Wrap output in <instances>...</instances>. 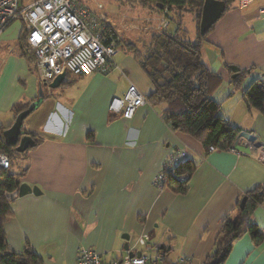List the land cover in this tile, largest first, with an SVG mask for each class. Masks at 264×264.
I'll return each instance as SVG.
<instances>
[{
	"label": "crops",
	"instance_id": "crops-1",
	"mask_svg": "<svg viewBox=\"0 0 264 264\" xmlns=\"http://www.w3.org/2000/svg\"><path fill=\"white\" fill-rule=\"evenodd\" d=\"M228 6L203 43V60L222 77L212 98L222 105L220 115L239 128L244 139L237 147L246 150L248 142L264 143V115L243 99V89L257 79L264 82V0L245 7L230 0ZM15 22L0 36V128L6 129L15 121L14 105L36 100L42 81L36 64L21 54L23 24ZM115 63L118 67L107 74L87 75L89 88L71 105L68 100L53 108L56 115L71 114L60 132L43 136L27 128L40 143L20 157L26 164L17 173H23L21 183L41 192L11 201L12 214L4 223L8 248L21 253L29 247L43 264H76L83 247L106 259L138 253L144 249L140 236L149 233L148 248L163 245L167 261L204 264L215 252L224 220L236 213L248 191L264 186V164L229 150L205 152L193 136L171 129L163 104L147 102L131 118L111 112V101L122 97L131 82L147 97L155 89L133 53ZM232 65L247 70L242 89L233 86L239 71L233 72ZM77 78L66 75L69 83L62 87ZM174 150L183 161L196 163L185 193L156 184ZM244 219L264 230V202L248 209ZM224 264H264V243L256 246L250 236L242 237Z\"/></svg>",
	"mask_w": 264,
	"mask_h": 264
},
{
	"label": "trees",
	"instance_id": "trees-1",
	"mask_svg": "<svg viewBox=\"0 0 264 264\" xmlns=\"http://www.w3.org/2000/svg\"><path fill=\"white\" fill-rule=\"evenodd\" d=\"M138 1L150 5L158 13H162L168 7L173 13L172 21L176 20V16L179 18V27L175 33H170L165 28L152 35L145 54L138 47L125 46L135 58L140 60L142 69L155 87L154 92L147 97L148 102L152 105H165L163 118L171 129L193 136L203 145L205 152L209 153L211 146L227 150L239 135L240 130L220 115L222 105L212 98L213 93L222 82V77L212 71L203 60V43L214 27L213 25L206 33H201L200 24L205 0ZM224 1L226 2V10H228L230 0ZM185 8H189L196 14L197 42L195 44L182 39L180 36L183 29L182 11ZM22 24L21 54L30 63L35 64V57L33 53L28 51L26 43L27 29L23 21ZM246 74L247 70L240 69L237 76L232 79L236 89L243 88ZM68 83L63 81L61 86ZM243 99L249 109L258 110L264 115V82L257 79L246 89H243ZM31 102L16 103L13 107L15 116L26 110ZM5 129L6 127L0 128V152L10 156L12 166L10 169L0 171V263L43 264L42 258L29 247L21 253L13 252L8 248L4 223L12 214V200L7 197V194L19 188L23 177V173L13 172L12 167L17 158H20L33 147L28 148L23 153L18 152L17 146L19 144L8 145L6 143ZM29 134L33 136L36 145H38L40 143L39 135ZM93 137L94 133L90 131L87 138L92 140ZM195 168L196 163L189 159L177 165L175 172L177 175L188 174L190 176ZM163 188H170L177 193H185L187 181L181 182L172 173H168ZM245 196L247 197L246 208H241L240 201L236 213L224 220L217 237L215 252L207 258L204 264H224L233 249L234 243L246 235L252 238L256 246L264 243V230L254 221L246 224L244 219L248 209L264 202V186H258L248 191ZM158 250L163 252L166 264H192L188 260L169 262L166 259L165 249Z\"/></svg>",
	"mask_w": 264,
	"mask_h": 264
},
{
	"label": "built area",
	"instance_id": "built-area-1",
	"mask_svg": "<svg viewBox=\"0 0 264 264\" xmlns=\"http://www.w3.org/2000/svg\"><path fill=\"white\" fill-rule=\"evenodd\" d=\"M26 1L0 0V36L15 21L24 22L28 51L35 57L43 82L51 83L62 73L79 77L94 72L107 74L118 67L113 57L118 51L119 40L102 11V3L98 2L97 9H94L89 4L91 0ZM253 1L239 0V3L245 7ZM172 17V12L166 7L160 19L161 28H168ZM147 102V96L131 82L122 97L113 98L109 109L125 118H131ZM243 139L240 132L227 150L254 157L264 164V143L255 140L247 143L246 150L240 149L237 143ZM216 149L210 147V151ZM179 153L174 150L168 156L156 178L159 187L163 188L168 173H172L181 182L188 180V174L177 175L175 172V167L183 161ZM11 166L10 156L0 152V171L10 169ZM150 238L149 233L140 236L139 244L144 249L139 251V255L137 252H128L117 259H106L97 250L83 247L78 252L76 264H166L163 252L148 248Z\"/></svg>",
	"mask_w": 264,
	"mask_h": 264
},
{
	"label": "rangeland",
	"instance_id": "rangeland-1",
	"mask_svg": "<svg viewBox=\"0 0 264 264\" xmlns=\"http://www.w3.org/2000/svg\"><path fill=\"white\" fill-rule=\"evenodd\" d=\"M98 2L103 4L102 11L106 15L119 40L118 54L113 57L116 62L121 56L127 55L128 51L125 46L138 47L142 53L145 54L147 49L146 47L152 35L163 29L160 26L162 13L156 12L150 7V5H146L141 1L91 0L89 1V4L92 8L97 9ZM182 13L183 31L180 32V36L182 39L195 44L197 42V25L194 20V13L190 11L189 8H185ZM15 23L18 24L19 22ZM178 27L179 18L176 16V20L172 21L166 30L170 33H175L178 30ZM16 42L17 41L15 39L12 41L16 47V52H18L19 47ZM34 65L33 68L35 67ZM120 76L121 75L118 74V77L122 82L121 86H124L125 80L122 76ZM248 80L249 79H246L245 84H247ZM89 86V77H87V75L79 76L77 80L72 83V85L67 87L59 86L52 88L49 85H45V96H47V98L39 108H37L24 120L23 129L25 131H27V128L36 132L39 131L43 136H46L47 132H51L53 130L55 132H60L61 126H63V123H68L71 114H67L68 118L65 117L64 114L62 116L59 114V116L52 113L53 108L58 103H63L68 100L69 105H71V99L77 96L81 91L89 88ZM91 86L94 87L95 85L91 84ZM25 164V158H18L12 167V171H21Z\"/></svg>",
	"mask_w": 264,
	"mask_h": 264
},
{
	"label": "water",
	"instance_id": "water-1",
	"mask_svg": "<svg viewBox=\"0 0 264 264\" xmlns=\"http://www.w3.org/2000/svg\"><path fill=\"white\" fill-rule=\"evenodd\" d=\"M226 8V2L224 0H205L203 10H202V19L200 24V30L201 33H206L210 28L215 25V23L221 18L223 12ZM231 69L233 72L237 73L239 71V67L232 65ZM66 78V73H62L58 75L51 83H49V86L52 88H56L61 86V83ZM47 84L46 82L41 81L39 84V96L36 100L32 101L28 108L22 112H20L16 118L15 121L12 123L10 127L5 129L4 131V138L8 145H16L17 151L20 153L25 152L28 148L34 147L36 145V141L33 138L32 135H30L28 132H26L23 129L24 120L33 113L37 108L40 107V105L44 101V91H43V85ZM41 190L37 186H30L27 183H21L19 188L12 192L8 193L7 197L10 200L15 199L18 196H24L29 193L39 194ZM247 204V197L245 196L241 201V208L245 209ZM163 245L161 246V249H163ZM126 249H129V246L126 245ZM130 254H133V252H130ZM138 255L140 252L137 253Z\"/></svg>",
	"mask_w": 264,
	"mask_h": 264
}]
</instances>
